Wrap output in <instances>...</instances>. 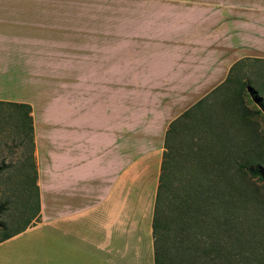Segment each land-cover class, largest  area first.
I'll list each match as a JSON object with an SVG mask.
<instances>
[{
  "label": "crops",
  "instance_id": "crops-1",
  "mask_svg": "<svg viewBox=\"0 0 264 264\" xmlns=\"http://www.w3.org/2000/svg\"><path fill=\"white\" fill-rule=\"evenodd\" d=\"M35 5L0 0V101L30 107L38 200L0 264L7 242L45 227L52 264H154L165 131L236 62L264 63V0H169L152 28L126 34ZM53 16L55 31L32 24Z\"/></svg>",
  "mask_w": 264,
  "mask_h": 264
},
{
  "label": "rangeland",
  "instance_id": "rangeland-1",
  "mask_svg": "<svg viewBox=\"0 0 264 264\" xmlns=\"http://www.w3.org/2000/svg\"><path fill=\"white\" fill-rule=\"evenodd\" d=\"M28 1L36 4L34 8H45L47 15L58 9L61 14L70 13L79 30L100 26L124 34L149 25L152 28L169 13V0ZM32 24L59 29L54 16L48 22L43 19ZM17 40L21 44L35 39ZM242 86L244 118L233 101ZM250 88L257 91L258 99L250 95ZM24 91L7 89L3 96L22 97ZM11 103L15 102L0 101V238L24 227L35 216L38 203L32 148L26 120L21 117L25 109ZM190 117L168 138L167 147L175 163L189 166L185 179H192L191 166L196 164L194 176H199L206 196H214L212 187L216 186L219 202L209 199L204 203L198 228L202 248L213 244L218 250V257L209 254L208 260L214 259L209 263L223 264L228 256L232 264H264V182L249 174H233L243 163H253L264 171V63H242L234 81L209 94L203 113L195 110ZM167 157L164 166H169ZM164 219H171L169 212ZM169 238L170 233H164L161 242L167 256ZM51 247L48 227L25 232L7 242V264H52Z\"/></svg>",
  "mask_w": 264,
  "mask_h": 264
},
{
  "label": "trees",
  "instance_id": "trees-1",
  "mask_svg": "<svg viewBox=\"0 0 264 264\" xmlns=\"http://www.w3.org/2000/svg\"><path fill=\"white\" fill-rule=\"evenodd\" d=\"M242 63H244V61L236 62L229 69L227 77L223 83L212 90L209 94L228 83H232L236 77V72L239 70V67L242 65ZM242 90L243 86L236 92L233 101L240 112V116L244 118V113L242 112ZM249 93L253 98H259V96H255V94L257 95V91L255 89L250 88ZM209 94L196 101L191 107L183 111L177 118L172 120L165 131L164 152L160 166L151 222L154 264H210L209 262H214V259L208 260L210 253H213L215 257H218V250L213 246V244L212 247L210 246L208 248H202L198 230L202 221L200 216L204 207V203L209 199H216V201L219 202V196L215 194L216 186L214 185L212 187L214 196H206L203 190L204 186L201 183L202 181L200 180L199 176H194V174H197L198 171L196 164L191 166L192 172L190 175L193 173L192 179L191 177L185 179L184 177L189 166L180 162L175 163L172 158L171 149L170 147H167L168 138H172L177 134L178 131H180V128L183 127L184 124L182 123L183 120L186 121L191 119L190 116L192 111L197 110L200 113H203L204 100ZM11 104L16 108L25 109L21 117L26 120V127L28 129L29 140L32 148L33 143L30 107L27 104ZM166 155L169 157V166H164ZM233 174L238 176L249 174V176H256L259 178V180L264 182V171L259 169V167L253 163L238 164L236 172ZM230 179L232 180V177H230ZM237 199L241 200L240 196ZM238 202L239 201H237V203ZM166 212H169L171 216L169 221L164 219ZM28 223L24 227L17 229L14 232L4 234L0 238V242L23 231ZM167 232L170 233L171 237V239L169 238L171 243L169 256L164 253L161 245L163 234ZM223 264H232L228 256L223 259Z\"/></svg>",
  "mask_w": 264,
  "mask_h": 264
}]
</instances>
